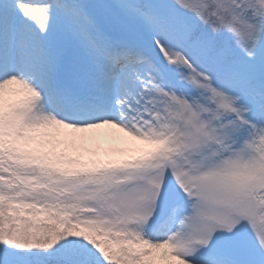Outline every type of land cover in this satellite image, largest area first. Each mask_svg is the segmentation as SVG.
I'll use <instances>...</instances> for the list:
<instances>
[{
  "label": "snow or ice",
  "instance_id": "6c2138e0",
  "mask_svg": "<svg viewBox=\"0 0 264 264\" xmlns=\"http://www.w3.org/2000/svg\"><path fill=\"white\" fill-rule=\"evenodd\" d=\"M0 264H264V0H0Z\"/></svg>",
  "mask_w": 264,
  "mask_h": 264
},
{
  "label": "rangeland",
  "instance_id": "374dc122",
  "mask_svg": "<svg viewBox=\"0 0 264 264\" xmlns=\"http://www.w3.org/2000/svg\"><path fill=\"white\" fill-rule=\"evenodd\" d=\"M100 131H107V130H100Z\"/></svg>",
  "mask_w": 264,
  "mask_h": 264
}]
</instances>
